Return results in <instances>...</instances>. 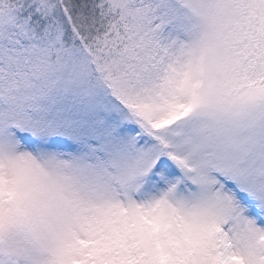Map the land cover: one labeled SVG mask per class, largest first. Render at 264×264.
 Returning <instances> with one entry per match:
<instances>
[{
	"label": "snow or ice",
	"instance_id": "snow-or-ice-1",
	"mask_svg": "<svg viewBox=\"0 0 264 264\" xmlns=\"http://www.w3.org/2000/svg\"><path fill=\"white\" fill-rule=\"evenodd\" d=\"M0 264H264V0H0Z\"/></svg>",
	"mask_w": 264,
	"mask_h": 264
}]
</instances>
